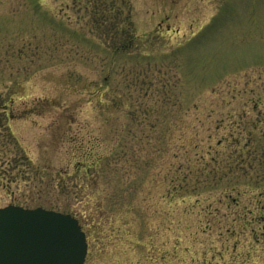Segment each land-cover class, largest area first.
I'll list each match as a JSON object with an SVG mask.
<instances>
[{"label":"rangeland","instance_id":"obj_1","mask_svg":"<svg viewBox=\"0 0 264 264\" xmlns=\"http://www.w3.org/2000/svg\"><path fill=\"white\" fill-rule=\"evenodd\" d=\"M196 161L208 193L174 201ZM8 204L75 216L83 264H264L216 228L264 206V0H0Z\"/></svg>","mask_w":264,"mask_h":264},{"label":"water","instance_id":"obj_2","mask_svg":"<svg viewBox=\"0 0 264 264\" xmlns=\"http://www.w3.org/2000/svg\"><path fill=\"white\" fill-rule=\"evenodd\" d=\"M86 252L85 233L70 214L0 207V264H83Z\"/></svg>","mask_w":264,"mask_h":264},{"label":"trees","instance_id":"obj_3","mask_svg":"<svg viewBox=\"0 0 264 264\" xmlns=\"http://www.w3.org/2000/svg\"><path fill=\"white\" fill-rule=\"evenodd\" d=\"M196 134L194 135H190V139L188 142V148L184 147L183 149L180 147H172V156L173 157H177L178 155H180L183 152H189V150H200L202 146H200L196 141ZM209 148H211V145H208ZM181 150V151H180ZM197 152V151H196ZM211 151H208V153H210ZM85 154H90V152H87ZM96 161H92V162H84L83 160L78 161V167H84L86 170L89 169L90 167H92L93 169H95L96 166V162L98 161L99 157H96ZM180 166H182V164H178L177 166L174 167L172 176H171V185H172V192L170 193L172 195L173 200L175 201L176 199H184L186 197L189 198V196H194L196 199L195 201L200 202V196L202 194H207L208 192H206L208 189L207 184H209L210 182H213L212 180H208L209 178H204V185L202 184L201 187L200 185H195L193 187H191V180L193 179V177H199L197 175V172L199 171L200 167L197 164V161L194 164H188L185 165V174L182 176L184 178V180L186 181L185 184V190L182 191V189L184 188L183 185H181V183L179 182V175H178V169L180 168ZM208 172V170L206 171V173ZM206 177H210V175L208 174V176L206 175ZM187 186V187H186ZM189 187H191V189H189ZM231 192L227 193V191L223 194V196L226 197H230ZM207 198V197H206ZM184 201V200H183ZM236 205L239 204V202L234 203ZM228 206V205H227ZM257 212L251 211V210H245L244 212H238L235 211L236 216H237V222L236 225L233 227H231V225H220V223H216V228L220 229L219 233V237L221 240L224 241H228L230 236H236L239 233H244L245 235H250V237H254L256 236V232L259 231L261 233H264V206L261 205L259 206V208H256ZM249 212V213H248ZM251 214V215H249ZM227 216V215H225ZM209 222V221H208ZM220 225V226H218ZM208 226H210L209 228L211 229L213 227V225H211L210 223H208ZM203 230H205L204 228H199L198 227V231L201 233ZM226 234L225 236L222 234ZM248 254L250 253V251H247Z\"/></svg>","mask_w":264,"mask_h":264}]
</instances>
